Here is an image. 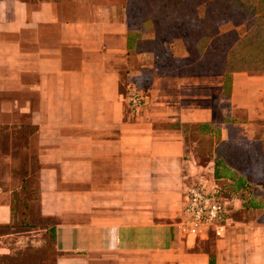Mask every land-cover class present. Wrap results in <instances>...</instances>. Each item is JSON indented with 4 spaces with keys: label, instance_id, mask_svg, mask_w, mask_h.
Returning a JSON list of instances; mask_svg holds the SVG:
<instances>
[{
    "label": "crops",
    "instance_id": "obj_1",
    "mask_svg": "<svg viewBox=\"0 0 264 264\" xmlns=\"http://www.w3.org/2000/svg\"><path fill=\"white\" fill-rule=\"evenodd\" d=\"M129 34L119 0H0V227L22 154L17 180L36 182L39 215L57 219L31 230L45 259L52 229L53 264H207L209 252L214 264H264L235 243L245 227L226 223L208 246L211 234L186 244L178 224L184 185L213 170L195 137L216 146L237 126L253 138L264 72H233L223 96L221 74H160L142 30L130 48ZM130 85L146 98L138 111L125 102Z\"/></svg>",
    "mask_w": 264,
    "mask_h": 264
},
{
    "label": "trees",
    "instance_id": "obj_2",
    "mask_svg": "<svg viewBox=\"0 0 264 264\" xmlns=\"http://www.w3.org/2000/svg\"><path fill=\"white\" fill-rule=\"evenodd\" d=\"M119 1L130 31L127 46L130 48L134 45L141 29L151 34L152 37L142 41L141 45L147 43V51L153 52L152 64L160 74H221L222 94L227 96L233 72H246L249 75L264 72V0ZM199 2L204 6L201 17L193 9ZM225 20L242 24V34L220 31L218 23ZM176 34L181 37V42L176 41V47L179 44L185 47L187 56L172 55L171 48H175L172 40ZM162 36L168 44L164 45ZM164 46L166 49L162 53ZM168 57L173 58V65L163 66ZM193 133L191 130L194 136ZM20 136L25 137L22 134ZM195 140L197 155L208 153L215 156L209 177L226 206L228 197H237L241 199L243 209H264V140L229 138L216 146L209 138L199 135ZM20 182L21 188L29 191L25 179L22 178ZM13 224L11 220L9 225ZM47 234V258L43 261L44 264H53L55 252L51 244L52 229H48ZM207 264H214L211 252Z\"/></svg>",
    "mask_w": 264,
    "mask_h": 264
},
{
    "label": "rangeland",
    "instance_id": "obj_3",
    "mask_svg": "<svg viewBox=\"0 0 264 264\" xmlns=\"http://www.w3.org/2000/svg\"><path fill=\"white\" fill-rule=\"evenodd\" d=\"M193 9L197 12V16L201 17L204 12L203 3H197L193 6ZM233 21L225 20L218 23V29L220 31H234L238 34H242V24L237 25ZM143 35L146 38L152 37L151 34H146L145 32H143ZM161 40H163V42L166 41L163 36L161 37ZM172 41L175 45V48H171L172 55L176 57L187 56L188 52L185 47L183 48L181 44L176 47V41H178V43L179 41L181 42L180 35L176 34V37H174ZM166 43L168 44V42H165L164 45H166ZM165 49L166 47L164 46L161 52L164 53ZM165 60L166 62H163V66L173 65L174 63L172 57L170 59L168 57V59L166 58ZM221 104L225 105L223 102ZM237 115L243 117L242 112L237 113ZM248 124V129L253 131L252 133L254 136L252 139L264 140V119L252 120ZM241 129L243 128H238L237 126L230 128V131H233L231 138H243L240 134ZM14 158L15 162L11 159L12 165L9 166L13 176L8 183L9 188L13 189L11 220L14 224L8 225L4 228L0 227V235L4 234V236L0 237V247L3 248L0 250V264H44V253L43 250L40 249L43 246V241L40 239L42 237L39 235L31 236V230L33 228H41L45 224L55 223L57 219H44L39 215L36 204V182L31 180L30 183H28L29 191L21 188V180L18 181L17 179L23 176L22 171L27 168V166L21 165L24 159L22 154H16V157ZM208 178L209 179L206 182L207 185L211 180L210 177ZM227 210L226 227H231L233 224H236L238 227H245V229L239 230V233L242 235L233 237L235 243L237 245H239V243H246L249 245V248L256 249L258 252L257 258L260 261H264V209H243L241 205L240 207L237 206V204L234 206L232 205V202H230L227 204ZM214 238L216 237L210 235L208 241L206 240L205 245L210 246L213 243ZM39 240L41 242H39Z\"/></svg>",
    "mask_w": 264,
    "mask_h": 264
},
{
    "label": "built area",
    "instance_id": "obj_4",
    "mask_svg": "<svg viewBox=\"0 0 264 264\" xmlns=\"http://www.w3.org/2000/svg\"><path fill=\"white\" fill-rule=\"evenodd\" d=\"M125 102L130 110H140L146 105L143 90L130 85ZM215 188V184L207 185L202 179L192 180L184 185V200L178 224L186 244H193L196 239L208 234L223 236L227 207Z\"/></svg>",
    "mask_w": 264,
    "mask_h": 264
}]
</instances>
